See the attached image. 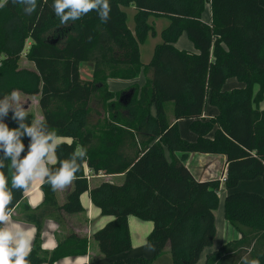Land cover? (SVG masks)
<instances>
[{"label": "trees", "instance_id": "obj_1", "mask_svg": "<svg viewBox=\"0 0 264 264\" xmlns=\"http://www.w3.org/2000/svg\"><path fill=\"white\" fill-rule=\"evenodd\" d=\"M109 2V22L102 23L93 10L75 23L61 26L51 8L53 0H38L31 15L9 0L0 8V98L14 89L39 95L43 120L50 130L72 139L59 143L57 162L50 168H58L77 147L87 149L63 205L57 204L56 191L49 183L44 181L41 187L46 206L67 213L83 211L81 195L89 191L101 213L113 216L94 233L105 256L133 248L129 216L153 222L147 236L148 243L157 245L153 256H126L110 264H198L217 236L215 212L221 182L197 180L185 163L189 153L225 154L228 190L243 180L262 177L264 181V108L260 104L264 101V0ZM207 4L210 22L203 20ZM131 5L137 9L134 31L124 8ZM151 16L165 17L169 24L162 30V41L156 44L150 62L144 64L140 45L157 34ZM184 33L195 51L175 45ZM28 39L32 43L25 51ZM24 51L35 70L20 67ZM83 63L92 64L91 79L82 76ZM142 71L147 76L142 87L108 89L109 78L133 79ZM230 77L244 87L224 90ZM95 95L108 116L91 126ZM171 102L174 122L167 115ZM207 104L216 106L219 113L204 118ZM11 116L10 111L4 123L9 129L17 128ZM182 118L192 119L195 141L181 136L177 121ZM33 119L28 113L26 122ZM21 139L23 158L30 138ZM6 163L9 167L4 172L11 188L14 170L10 161ZM99 173L123 174L124 179L90 188L88 176ZM24 195L23 190H13L9 207L15 208ZM41 210L29 217L37 228L29 264H55L67 256L87 254L89 239L74 233L53 251L43 250ZM224 215L240 238L208 253L205 264H241L244 256L264 264V195L232 190L224 200Z\"/></svg>", "mask_w": 264, "mask_h": 264}, {"label": "crops", "instance_id": "obj_2", "mask_svg": "<svg viewBox=\"0 0 264 264\" xmlns=\"http://www.w3.org/2000/svg\"><path fill=\"white\" fill-rule=\"evenodd\" d=\"M31 43L32 40L28 39V48ZM192 51H195V48ZM152 55L148 57V61L143 63L148 64L151 60ZM22 57L20 60V67L35 70L34 63L29 61L28 59L26 60L28 64L25 66H21ZM81 74L84 78L91 79L92 64L83 63L81 66ZM148 75H150V73H148ZM146 78L147 76L143 71L133 79L109 78L107 80L108 89L111 92H117L128 90L129 88H131V86L134 85L142 87L146 83ZM241 87H244L243 82L239 81L236 77H230L226 80L223 89L232 90L234 88ZM20 93L21 100L24 103L23 107L25 108V110H27L28 113H32L34 115V120L44 119L43 113L39 107V95H31L22 91H20ZM112 100L115 101L116 97H114ZM260 104L261 108H264V101H262ZM91 106L92 111L89 119L91 126H96L99 120H103L106 116H108V113H104L101 104L94 103V100L91 102ZM31 107H36L37 110H40H38V116L29 111ZM169 110L170 111L168 112V118L171 122H174L175 119L170 106ZM124 113L128 115V112L126 110L124 111ZM218 113L219 109L216 106L207 104L203 112V117H214ZM191 121L192 119L182 118L177 122L182 137L189 141H195L197 139V134L190 128ZM209 136L212 137L213 132H211ZM58 140L59 143H61L65 141L71 142L72 139L69 137H58ZM167 155H169V152H167ZM185 163L197 180H219L221 182L219 189V207L215 212L217 236L214 245L205 249L198 263L205 264L206 255L208 253L213 252L229 241L240 238V233L226 220L224 215V200L226 195L232 190H247L251 188L249 186L253 187V185H257L259 188V191L256 192L264 195V187L258 184V182H248L247 184H243V181H241L235 189H226L224 182L227 175L228 159L227 156L222 153L192 152L187 156ZM87 172L90 173L89 169H87ZM123 179V174H90L89 185L90 188H92L104 181L121 183ZM43 182L44 181H41L39 179L32 182L29 190L25 192L23 199L15 206L12 215L13 225H20L21 227L30 230V235L32 237L31 248L33 246L37 228L35 223L29 220V217L32 213H34V211H37L39 209H42L40 212H38V215L42 218L41 246L43 250L53 251L60 242L64 241L72 233L78 235L79 237H86L89 239L87 254L67 256L60 259L55 264H110L117 258L141 255L150 257L157 252V245L155 243L147 242V236L153 228V222L141 220L138 217L131 215L129 216L128 221L132 236L133 248L127 253H122L112 257L105 256L101 252L97 240L94 238V233L101 229L106 223L111 221L113 219V216H99L100 209L93 204L89 191H86L81 195L83 211L77 213H67L55 206H46L44 202V192L41 187ZM73 187L74 182H72L63 190H56V199L59 206L65 203L67 194L73 189ZM132 231H134V233ZM137 232H139V234ZM135 236H138V238H135ZM42 264L50 263L44 262Z\"/></svg>", "mask_w": 264, "mask_h": 264}, {"label": "clouds", "instance_id": "obj_3", "mask_svg": "<svg viewBox=\"0 0 264 264\" xmlns=\"http://www.w3.org/2000/svg\"><path fill=\"white\" fill-rule=\"evenodd\" d=\"M12 5H22L28 15L36 12L38 0H10ZM9 0H0V8H4ZM51 8L60 20L61 26L82 19L89 12L95 11L102 23L111 19L109 0H53ZM92 39L91 36L88 37ZM19 89L0 98V264H29L27 257L31 252L32 237L30 230L20 225H13L14 208L9 207L13 202V190L27 192L35 180L46 181L53 191L63 190L75 179L80 165L87 157V149L77 147L68 159L60 161L56 169L49 167L57 162L56 150L59 147L57 133L50 130L43 119L27 123L28 112L23 107ZM12 112L11 119L18 127L9 129L4 118ZM30 138L28 151L21 158L25 145L22 137ZM14 170L11 177V188L4 170L9 167ZM241 264H260V260L248 256L241 258Z\"/></svg>", "mask_w": 264, "mask_h": 264}, {"label": "rangeland", "instance_id": "obj_4", "mask_svg": "<svg viewBox=\"0 0 264 264\" xmlns=\"http://www.w3.org/2000/svg\"><path fill=\"white\" fill-rule=\"evenodd\" d=\"M124 8H125V10L128 13V25L131 28V30L134 31L135 30V25H136L135 14H136V10L137 9L135 8L134 5H131L129 7H124ZM203 20L206 21V22H210L211 21L210 4H207V6H206V10L203 13ZM149 21L155 24L157 34L156 35H151L148 38L146 43L140 45L141 57H142V61L143 62L148 61V57H150L153 54L155 45L162 41L161 32L164 29V27H166L169 24V20L167 18H165V17H154V16H151ZM176 44H177V47H180V48H183V49L194 50V48H195L194 47V43L190 40V38L185 33L179 38V40L176 42ZM27 46L28 45L26 43L25 51L28 49ZM25 51L22 53L23 57H22L21 66H25V65L28 64L27 61H26L27 58L25 56ZM128 90H130V88ZM124 91H127V90H124ZM97 97H98V95H95L94 103L99 104L100 102L98 101L99 99ZM171 104H172V102L170 104H167V115H169L168 112L170 111L169 110V106H170V108L172 110V105ZM38 110L36 109V107H34V108L31 107L29 109V111L33 112L36 116H38ZM33 121H34V119H33ZM248 182H258V184H260L262 187H264V181H263L262 177H257L256 179H252V180H243V184H247ZM253 184H255V183H253ZM249 187H251V188H249L247 190L259 191L258 190L259 188H258L257 185H253V187L252 186H249ZM99 216H104V215L99 211ZM129 229H130V227H129ZM132 232L134 233V231H132ZM130 233H131V231H130ZM137 233L139 234V232H137ZM131 238H132V236H131ZM135 238H138V236L137 237L135 236ZM160 261H162V259ZM155 264H158V263H155Z\"/></svg>", "mask_w": 264, "mask_h": 264}, {"label": "built area", "instance_id": "obj_5", "mask_svg": "<svg viewBox=\"0 0 264 264\" xmlns=\"http://www.w3.org/2000/svg\"><path fill=\"white\" fill-rule=\"evenodd\" d=\"M89 176H90V175H89ZM89 176H88V177H89Z\"/></svg>", "mask_w": 264, "mask_h": 264}]
</instances>
